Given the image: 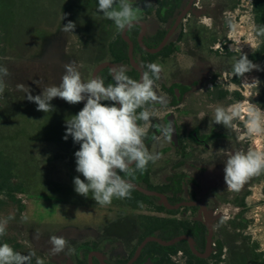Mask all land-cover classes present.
<instances>
[{"label": "rangeland", "instance_id": "obj_1", "mask_svg": "<svg viewBox=\"0 0 264 264\" xmlns=\"http://www.w3.org/2000/svg\"><path fill=\"white\" fill-rule=\"evenodd\" d=\"M97 7L98 0H0V65L9 71L4 78L5 92L0 96V107L5 111L0 125V148L19 162L16 182L24 181L26 188L24 194L16 196L24 208L21 213L20 206L11 197L0 194V220L9 215L15 217L9 221L5 235L0 239H12L11 245L21 246L24 255L34 254L35 261L76 264L75 253L80 244L96 240L119 215L130 219L144 213L132 211L115 200L110 205L100 206L92 199L91 193L84 197L74 190V178L84 179L76 171L74 155L80 145L71 136L67 140L63 138L65 122L82 110L86 101L72 105L57 97L50 102L54 111L45 113L38 111L37 105L25 98V92L17 89L18 84H23L35 96L46 86H58L63 65L71 61L77 64L82 79L87 81L93 77L98 64L113 59L110 45L119 42L123 31L104 18ZM192 9L193 16L187 18L192 27L198 23L212 27V15L220 16L216 23L221 41L216 43L213 50L216 57L210 63L219 76L216 80L221 89L218 91H227L230 98L217 107L240 105L247 109L251 103L263 110L260 97L264 90V65L255 63L261 70L246 73L239 84H234L233 77L226 71L232 67L235 57L251 55L260 43L254 30L252 0H197ZM69 21L76 25L73 33L62 32V27ZM147 23H157L156 17L151 16ZM222 23L229 27L224 29ZM138 32L132 30L127 37L136 41ZM180 47L175 56L161 63L164 71L159 83L154 85L160 100L148 107L152 113L150 121L147 124L142 122L147 132L154 123L166 125L164 119L175 113L181 130L187 133L198 119L201 125L207 124V112L216 108L204 106L206 101L200 98L199 103L207 112L195 118L199 96L193 93L185 95L179 108L171 107L173 98L167 91L171 87L193 83L203 65V61L186 55L195 52L192 43L187 42L184 49ZM212 72L204 75L203 86L209 83ZM236 92L241 99L233 101L231 97ZM165 102L168 105H162ZM232 125L237 151H264V135H249L244 119L234 120ZM171 147V142L164 141L162 134L148 147L150 152L161 155L153 166L154 186L179 173L175 169L178 155L168 152ZM199 181L203 184L200 185L201 191L203 188L211 190V196L216 198L208 197L211 206L208 217L215 227L213 240L220 239L229 222L233 221L234 225H245L239 233L236 232L240 241L249 247L257 245L258 250L264 252V172L251 177L247 181L251 184L250 189L244 184L237 195L235 190L227 187L223 170H208ZM192 189L189 187L188 192ZM245 192H248L245 208H238L235 204L241 202ZM227 231L234 232L232 227ZM52 236L65 237L68 248L74 251L69 254L66 248L64 253L52 257L48 252L51 248L48 241ZM101 249H106L107 253L123 252L116 243L102 245ZM212 249L213 244L210 251Z\"/></svg>", "mask_w": 264, "mask_h": 264}, {"label": "clouds", "instance_id": "obj_2", "mask_svg": "<svg viewBox=\"0 0 264 264\" xmlns=\"http://www.w3.org/2000/svg\"><path fill=\"white\" fill-rule=\"evenodd\" d=\"M149 6L151 3L145 0V7ZM97 11L112 21L119 31L131 29L139 21L140 9L134 7L131 0H98ZM75 27V23L69 21L61 31L73 33ZM254 30L258 36H264V26ZM146 67L147 71L135 80L126 74L124 66H114L110 73L113 83L105 85L98 76L84 81L77 64L71 61L63 65L61 83L44 87L39 95H32L23 84L17 85L18 90L25 92V98L35 103L38 111L45 113L54 111L50 102L57 97L72 105L86 101L82 110L66 120L63 138L67 140L71 136L80 145L74 155L76 171L84 179L74 178V190L84 197L91 193L92 199L100 206L110 205L113 198L130 199L134 185L125 177L134 176L136 171L143 174L149 163L155 164L161 159L159 153L150 152L145 145L147 131L140 122L147 124L150 121L152 113L148 105L160 100L154 84L161 78L164 68L159 63H149ZM254 69L261 70L246 55H241L232 64V74L237 77H244ZM8 75L7 67L0 65V96L5 92L4 78ZM102 101L112 103L109 105ZM237 119L246 121L249 135H264V110L255 104L250 103L247 109L233 105L214 110L213 121L226 128ZM160 131L164 141H172L171 122L162 125ZM224 164L227 187L239 191L251 177L264 172V151H235L228 155ZM14 218L9 215L0 220V237L5 235L9 221ZM48 243L52 257L68 248V240L63 236H52ZM73 251L68 248L69 254ZM33 255L21 254L8 243L0 244V264H32ZM37 264H43V261L37 260Z\"/></svg>", "mask_w": 264, "mask_h": 264}, {"label": "trees", "instance_id": "obj_3", "mask_svg": "<svg viewBox=\"0 0 264 264\" xmlns=\"http://www.w3.org/2000/svg\"><path fill=\"white\" fill-rule=\"evenodd\" d=\"M188 0H148L151 6L145 7V0H131L134 7L140 9L139 21L146 24L151 16L156 17V22L161 24L158 32L151 36L152 41L146 42V46L155 49L165 37L168 27L175 21L177 15L187 4ZM252 12L254 15V24L256 27L264 26V0H252ZM220 16L215 17L216 21ZM191 20H189V23ZM216 27H217V23ZM227 24V23H222ZM166 25V26H165ZM163 26V27H162ZM190 27V26H189ZM191 28V27H190ZM139 27L134 26L132 30H138ZM193 30V29H192ZM192 32V31H191ZM219 34L216 33V42L219 40ZM258 36V35H257ZM183 36L175 35L174 42H169L160 52L150 54L142 50L138 44H135L134 58L135 61L147 71V64L149 63H163L171 57L175 56L180 50L179 42ZM194 39V36L186 35V42ZM260 43L254 53L248 55V59L255 63H262L264 65V36H258ZM110 52L113 56L112 63L116 66H124L127 70L126 74L135 80H139V73L132 68L128 57V44L119 38V42L114 41L110 45ZM235 56V55H231ZM238 59V57H235ZM232 68V67H231ZM232 72V69H231ZM110 69H104L99 74L105 82V85L113 83ZM103 75V76H101ZM241 77L234 76L232 82L239 84ZM160 80V79H159ZM159 80L155 84L159 83ZM154 84V85H155ZM174 104L178 102L174 89H169ZM227 95V92H221L219 96L221 99ZM241 99L239 93L233 94V100ZM102 103L111 105V101H102ZM260 106L264 110V90L260 97ZM151 107V104L148 105ZM3 107H0V125L5 117ZM142 124V122H140ZM159 125H154L152 131L156 133L161 132ZM151 133V132H150ZM149 134V133H148ZM153 139V136L151 137ZM18 161L9 157L5 150L0 148V194L11 197V200L20 206L19 212H23L24 208L20 201L16 199L18 194L26 192L24 181L17 183L19 179ZM176 167L178 164L175 165ZM123 176L124 174L121 173ZM151 163H149L147 170L141 174L136 171L134 176L125 177L130 181L143 185L149 190L163 193L167 196L172 205L179 204L185 199L183 198V185H180L181 178L178 174L171 175L165 185L154 186L151 184ZM259 180V179H258ZM245 194L241 197V202L235 204L238 208H245ZM116 199V198H114ZM194 199V198H193ZM121 201L120 204L132 211H143V214L136 215L133 218L125 219L123 221H115L104 233L98 236L96 240L84 242L76 248V259L78 264H88V255L93 251L101 252V246L106 244H118L123 249L122 253L117 256L116 262L113 264H127L134 256L137 248L147 237H157L164 241H170L180 236H188L193 242L196 250L203 253L206 248L208 238L207 227L201 217L200 209L198 207H180L176 210H169L165 207L163 202L151 196H146L137 190H133L130 199H116ZM224 201V199L222 200ZM1 202V201H0ZM147 212V213H146ZM245 225H234L233 221L229 222V226L222 232L221 238H215L213 243L215 248L213 253L206 259L196 256L190 249L189 243L186 240L177 242L171 246H162L158 243L151 242L142 250L138 260L134 264H146L151 261L152 264H264V252H260L257 245L249 247L245 242L240 241L237 237L240 228ZM232 227L234 232L227 231V228ZM112 228H116V232H110ZM12 239H0V244L8 243L15 251L24 254L21 246L14 243ZM226 251V253H224ZM225 256V257H224ZM228 256V258H227ZM32 264H37V261L32 259ZM43 264H53L51 262H43ZM94 264H100L94 260Z\"/></svg>", "mask_w": 264, "mask_h": 264}, {"label": "flooded vegetation", "instance_id": "obj_4", "mask_svg": "<svg viewBox=\"0 0 264 264\" xmlns=\"http://www.w3.org/2000/svg\"><path fill=\"white\" fill-rule=\"evenodd\" d=\"M190 1L191 0L187 1V4L180 11V13L177 15L175 21L173 22L172 25H170V27H169V25H167V26L165 25L166 27H168V31H167L165 37L170 32V30L173 28V26L176 23V20L178 19L180 14L189 5ZM196 1L197 0L194 1L190 11L184 17V19L179 23L178 27L173 32V34L169 38V40L166 43V45L169 42H171V41L174 42L173 37L177 34L179 36H183V38L179 42V46H182L183 49H184V47H186V44H187L186 35H188V36L193 35L194 36L193 40L189 38V42L192 43V45L194 46L193 50H195V52L193 54H191V53L187 54L186 53V55H188L189 57H191L193 59H196L198 61H203L202 62L203 65H202L201 69L199 70L198 79L195 80L193 83H191L189 85H181V86H178L177 88L176 87H172L174 89V92H175L176 96H177L178 102L176 104H174V101H173L170 105H171L172 108H179L180 106H182L183 101H184V97H185L186 94L193 93L194 95H198L199 97H198V102L195 105L196 106V112H194V114H195L194 116H195V118H199V116H201V114H206V112H207L202 107V104L199 103L200 98H202L203 100L206 101L204 103L205 104L204 106H208V107L211 108V107H217L218 104L223 103L227 98H230V97H229L228 93L222 99L219 97L221 95V92H227V91H222V90L218 91V89H221V88L218 87V82L216 80L217 78H219V76H217L216 71L213 68V65L210 63L212 58L215 59V57H216V51H213L214 48H215L216 43H219L221 41V37H220V38H218L219 40H217L218 42H216V33H218V31H217V27H216V24H215L216 23L215 16L212 15L213 16L212 19H214V23H213L212 27H205V26L200 25L199 23L192 27V24L184 23V22H189V19H187V18H190L191 16H193V14H194L193 12L194 11H193L192 8H193V6L196 5ZM138 22H142V21H138ZM144 25H145V29H144L143 34H142L143 30H142L141 25H138V24L134 25V26L139 27V29H138L139 32L137 34L138 36H137V40L136 41L135 40H131V39H129L127 37L133 43L134 51H135V48H136L135 44H138V46L142 50H144L141 47L140 43H139V38H140L141 34H142V42L146 46V42L150 43L152 41L151 36H154L158 32L160 27H161V24L158 21H157V23H150L149 25L144 23ZM222 26L224 27V29L229 27L227 24H223ZM130 31H132V28L128 29V31L126 32V36H127V34H129ZM165 37L163 38V40L165 39ZM122 39H123V37H122ZM163 40L161 41V43L163 42ZM159 45H158V47H159ZM145 52H147V51H145ZM133 56H134V52H133ZM128 57H129V45H128ZM112 60L111 61H107V62L112 63ZM103 63H105V62H103ZM100 64H102V63H100ZM100 64H98V65H100ZM112 64L114 66H116L114 63H112ZM107 69H109V68H107ZM231 69L232 68H230V69H228L226 71L230 74V76L234 77V75L231 72ZM101 71L99 72V74L101 73ZM210 71L211 72L213 71L212 72V76L209 77L210 81H209V83L207 85L203 86V80H204L203 78L205 77L204 75L205 74H210L209 73ZM99 74H98V77H99ZM139 79H140V77H139ZM167 92H168L169 95H171L169 90ZM231 99H233V96L231 97ZM172 100H174V99H172ZM163 104L164 105H168V103H166V102L162 103V105ZM214 110L215 109H210L209 112H207V114H208V119H207L208 122H207V124L201 125L199 123L200 120L198 119V123L194 126V128L192 130L188 131L187 133H185L183 130H181V128H180V126L178 124V121H177V116H176L175 113H170L166 117V119H164V122L167 125V124H169L170 116H173L174 117V122H175V125H176L177 143H174L173 140L170 141L172 147H171L170 150H168V152L172 151V152H175L178 155V160H177V163H176V164H178V166L177 167L175 166V169L179 170L178 171L179 173H176V174H178L180 176V178H181L180 185H183V192H184V194H186V196L183 195V198L185 199V201H183V202H202L206 206L208 212L211 209L210 201L208 199V197L211 196V190H205L203 188V190L201 191L200 185H203V184L199 181V179H202V176L205 175L208 170L209 171H211V170H215V171L223 170L224 171V167H225L224 163H225L226 159L228 158V155L230 153H233V152L237 151V148L234 147L235 140H237V139H236V134L232 130L233 125L231 127H229V128H226L223 124H216L213 121V119H214ZM155 124L159 125L161 127V125L157 124V123H154V124L151 125V128L147 132V136L145 138V145L147 147H150L151 143L156 141L157 137H159L161 135V132L156 133L155 130H154V132L152 131V128H153V126ZM152 136H153V139H151ZM153 166H154V164L151 163V177L150 178H151V184L155 185L152 182V180L154 178ZM187 172H191V173L189 174ZM167 180H166V182H167ZM166 182L161 183L160 185H165ZM136 185H138V184H136ZM143 185H138V186H140L141 188L147 189ZM210 185H216V184L211 183ZM245 185H247L246 186L247 189H250V185H251L250 183L246 182ZM191 186L193 187V189L188 192L189 187H191ZM147 190H149V189H147ZM161 194H163V193H161ZM235 194L237 195L238 191H235ZM245 194H247L246 197H245V199H246L248 197V192H245L244 195ZM244 195H242V197ZM156 198H158V197H156ZM211 198L216 200V198L213 197V196H211ZM158 199H160V198H158ZM114 200L117 203H119V204L121 202V201H117L116 199H113V201ZM183 202H181V203H183ZM183 207H198L200 209L201 217H202V219H203V221H204V223L206 225L203 209L200 206H183ZM125 219H129V218L122 217L121 215H119V217L115 221H117V220L118 221H123ZM212 226H213V230L215 231L214 224H212ZM116 231H117L116 228H112L110 230V232H113V233H115ZM213 237H214V235H213ZM211 244H213L214 248H215V244L213 243V240H212ZM206 249H207V242H206V248H205L203 253L206 252ZM94 253H98L100 256H102L103 261L105 263H107V264L115 263L117 256L120 255V252L117 251V250H115L112 253H107L106 249L101 250V252L93 251V252H91L88 255V264H89L90 256L92 254H94ZM212 253H213V249H212V251H210V254H212ZM204 259H206V258H204ZM94 260H96V261H98L100 263L98 258L95 255H92L93 264H94ZM75 263L78 264L77 259L75 260ZM149 263L152 264L151 261H148L146 264H149Z\"/></svg>", "mask_w": 264, "mask_h": 264}, {"label": "water", "instance_id": "obj_5", "mask_svg": "<svg viewBox=\"0 0 264 264\" xmlns=\"http://www.w3.org/2000/svg\"><path fill=\"white\" fill-rule=\"evenodd\" d=\"M195 0H191L189 5L186 7V9L180 14V16L178 17V19L176 20V23L174 24L173 28L170 30V32L167 34V36L165 37V39L163 40V42L159 45V47L155 48V49H151V48H148L146 47L143 42H142V34L144 32V29H145V25L143 22H137L136 24L138 25H141L142 27V34L140 35V38H139V43L141 45V47L147 51L148 53H151V54H156L158 53L159 51H161L164 46L166 45V43L168 42L169 38L171 37V35L173 34V32L176 30V28L178 27L179 23L184 19V17L188 14V12L190 11L191 7H192V4L194 3ZM135 24V25H136ZM128 31V29H125L122 33V37L123 39L128 43L129 45V61H130V64L132 66V68H134L136 71H138L139 75H140V78L142 76V73L144 72L143 69L135 62V59H134V56H133V52H134V45L133 43L127 38L126 36V32ZM114 67V65L110 62H105V63H102L100 65H98L94 72H93V77H97L99 72L105 68H109L110 70ZM119 106V105H117ZM169 122H171L172 126H173V134H172V140L174 141V143H177V132H176V125H175V122H174V117L173 116H170L169 118ZM131 182V181H130ZM133 185H134V188L136 190H138L139 192L143 193L144 195H147V196H152V197H158L161 199V201L163 202V204L165 205V207L169 210H176V209H179L180 207H183V206H200L202 209H203V213H204V217H205V221H206V226H207V229H208V238H207V249H206V252L205 253H200L196 250L195 246H194V242L193 240L188 237V236H180V237H177V238H174L170 241H164V240H161L157 237H147L141 244L140 246L137 248L136 252H135V255L134 257L127 263V264H134L137 259L139 258L142 250L146 247V245L148 243H151V242H155V243H158L162 246H171V245H174L176 244L177 242L179 241H182V240H186L188 243H189V246H190V249L192 250V252L200 257V258H207L209 255H210V246H211V243H212V240H213V235H214V230H213V226H212V223H211V220L209 219L208 217V211H207V208L206 206L204 205V203L202 202H183V203H180V204H177V205H172L168 198L159 193V192H156V191H151V190H147V189H144V188H141L140 186L136 185L135 183L131 182ZM92 255H95L98 260L100 261L101 264H107L103 261L102 259V256H100L98 253H94ZM92 255L90 256L89 258V264H93L92 262ZM151 264V263H149Z\"/></svg>", "mask_w": 264, "mask_h": 264}]
</instances>
